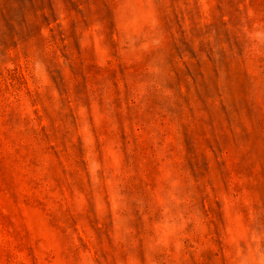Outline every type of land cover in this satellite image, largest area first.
<instances>
[{"label":"rangeland","instance_id":"374dc122","mask_svg":"<svg viewBox=\"0 0 264 264\" xmlns=\"http://www.w3.org/2000/svg\"><path fill=\"white\" fill-rule=\"evenodd\" d=\"M0 264H264V0H0Z\"/></svg>","mask_w":264,"mask_h":264}]
</instances>
